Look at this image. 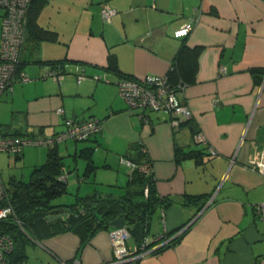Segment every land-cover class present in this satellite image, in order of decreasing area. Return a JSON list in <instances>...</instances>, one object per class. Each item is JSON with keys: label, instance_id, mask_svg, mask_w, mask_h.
Segmentation results:
<instances>
[{"label": "crops", "instance_id": "1", "mask_svg": "<svg viewBox=\"0 0 264 264\" xmlns=\"http://www.w3.org/2000/svg\"><path fill=\"white\" fill-rule=\"evenodd\" d=\"M102 5L115 9L109 21L100 16ZM189 21L190 32L175 37L174 30ZM36 22L55 38L29 33L20 68L32 80L14 83L1 95L11 107L5 123L16 132L49 134L61 131L66 118L100 121V130L82 143L68 139L57 145L62 156L84 159L83 174V154L90 150L96 168L87 175L101 169L109 176L94 183L105 191L94 187L77 196L121 197L142 174L144 195L150 191L159 199L145 222L150 252L120 264H260L264 216L255 206L264 202V174L248 162L264 144V0H46ZM183 44L201 48L195 80L177 90L191 116L174 125L158 110L140 121L115 81L121 75L141 80L166 74ZM112 57L116 72L107 69ZM53 62H61V81L44 75V64ZM103 71L109 81L76 82L81 72ZM196 132L203 142L196 141ZM30 152L24 148L21 155L26 159ZM130 162H149L150 174ZM73 170L77 175L78 166ZM75 201L76 196L63 203ZM111 229L97 230L82 245L73 231L40 237L25 262L111 263ZM162 235L174 241L155 251L162 244L154 240ZM141 239L131 235L127 249L138 250Z\"/></svg>", "mask_w": 264, "mask_h": 264}, {"label": "built area", "instance_id": "2", "mask_svg": "<svg viewBox=\"0 0 264 264\" xmlns=\"http://www.w3.org/2000/svg\"><path fill=\"white\" fill-rule=\"evenodd\" d=\"M32 0H0L1 14L0 26V97L5 92H11L14 83L28 82L32 78L20 68V58L25 41L27 25V11ZM115 13V9L108 5H102L100 16L103 20L109 21ZM193 27V21H189L174 30L175 37L186 36ZM45 77H51L55 81H61L63 77L61 63L44 64ZM87 78L94 81H109L107 72L93 73L87 75L81 72L76 75V82L80 83ZM115 84L118 95L125 101L127 107L136 112L138 119L148 122L150 111L163 110L170 115V122L174 125L191 116V110L187 105L180 102L177 91L167 83L166 75L146 76L144 79L119 77ZM57 113L62 114L63 109L57 108ZM64 128L56 133H43L34 131H23L20 134L7 133L0 125V152H5L9 157L19 156L25 146L53 147L68 139L85 140L98 132L101 123L96 118L77 120L75 118L64 119ZM194 138L203 142L201 133L196 132ZM210 151H212L210 149ZM131 167L143 173L150 174L151 165L149 162L132 163ZM248 166L264 174V144H262L258 156L248 162ZM65 179V175L61 176ZM256 211L264 216V202L255 206ZM12 220L16 225L21 226V221L16 218L13 206L9 199L8 187L0 174V224ZM130 234L126 226L112 228L109 231V238L112 247L113 264L136 259L150 252L149 239L144 237L136 251H129L126 242ZM164 238V239H163ZM162 245L167 243V237L159 236L155 240ZM14 243L12 237L0 228V264H25L24 261L12 260L10 254ZM264 264V257L259 260ZM61 264H79L76 258L70 261H62Z\"/></svg>", "mask_w": 264, "mask_h": 264}, {"label": "trees", "instance_id": "3", "mask_svg": "<svg viewBox=\"0 0 264 264\" xmlns=\"http://www.w3.org/2000/svg\"><path fill=\"white\" fill-rule=\"evenodd\" d=\"M45 1H31L27 11L25 41L30 32L39 39L52 40L55 38V32L40 27L36 22L37 13ZM200 51V47L190 48L184 44L178 48L169 69L164 74L167 77V83L175 91L195 80ZM107 69L117 71L113 57L109 59ZM121 76L132 78L127 75ZM20 133L17 131L15 134ZM46 148L45 161L33 166L28 180L11 178L7 186L15 216L21 221V226L16 225L12 220L0 224V228L13 239L14 247L10 254L12 260L25 262L22 253L23 244L17 243L21 232L19 228L24 231L26 227L27 231L25 230L24 233L33 241H35L34 235H37V228H41L38 230V238L41 234L50 236L63 231H73L80 237V245H82L94 232L111 227V221L125 213L130 236L139 234L141 238H144L146 219L151 207L159 200L157 197H152L150 191L147 196L144 195V175L138 174L135 179L132 178L127 186L126 194L121 197H103L100 193H90L76 196V201L71 204L56 202L54 200L67 191L66 180L61 178L65 174L63 156L58 152L57 145ZM83 155L86 159L84 174H88L96 166L93 164L90 150L85 149ZM55 208H61L65 213L64 216L49 219L48 212ZM172 241L174 239L161 245L155 251L164 248Z\"/></svg>", "mask_w": 264, "mask_h": 264}, {"label": "rangeland", "instance_id": "4", "mask_svg": "<svg viewBox=\"0 0 264 264\" xmlns=\"http://www.w3.org/2000/svg\"><path fill=\"white\" fill-rule=\"evenodd\" d=\"M3 13V10L0 9V16ZM0 26H1V17H0ZM24 47V45H23ZM23 52V49H22ZM22 56V54H21ZM31 81V80H30ZM4 104H6V102H2L0 101V124L2 125L3 131L7 132V133H16V129L11 128L10 129V125H8L9 123H5V120H9L11 118V110L8 106H4ZM7 105V104H6ZM73 143V142H72ZM78 143H82V141L78 142ZM30 150L31 152L29 153V156H27L26 159H24L23 155H21V153L23 152V150ZM22 149V152L20 153L19 156H12L9 157L7 153L5 152H0V174L5 182V184L8 186L10 183V179L14 178L17 180H28L31 170L33 168V166L35 165H39L41 164V162L45 161V157H46V152H47V148L46 147H39V146H25ZM40 152H43V157L42 159H38L40 157H38L40 155ZM39 153V154H38ZM73 157H70L67 155V153L65 152L63 154V163L66 166L65 167V172H67L68 170H72L75 168V166H78V173L76 175V171L74 172H70L69 176H68V180H66V186H67V191L64 195L56 198L54 201L56 202H65L67 201V198H69L71 201L75 198V196L79 195V194H84L86 192V190L88 189H93L94 187L96 188V190L99 191H105V189L103 188V186L101 184H94L95 182H99V180H103V178H109L105 177L104 175H102L103 170H99L97 173V176L94 174H91V176L87 175V174H83V170H84V165H85V161L84 159H82L81 157H77V162L73 160ZM78 160H79V165H78ZM84 162L83 165H81L82 161ZM80 176H84L85 181L84 182H80L79 177ZM101 187V188H99ZM64 216V215H63ZM25 227V226H24ZM20 229V237L17 241L18 244H23L22 247V253H23V258L26 257H31L33 256V247H34V242L39 243L40 239L38 238V230H40L41 228H37V235H34V240L33 241L30 237H28L24 232L25 230L27 231V228L25 227V230L23 231L22 228ZM47 236V235H46ZM45 235L41 234V238L42 240L46 237ZM53 236V235H52ZM44 237V238H43ZM41 240V241H42ZM43 243V241H42ZM21 251V250H20Z\"/></svg>", "mask_w": 264, "mask_h": 264}, {"label": "water", "instance_id": "5", "mask_svg": "<svg viewBox=\"0 0 264 264\" xmlns=\"http://www.w3.org/2000/svg\"><path fill=\"white\" fill-rule=\"evenodd\" d=\"M65 213L63 212V210L61 208H55V209H52L48 212V218H55V217H61L63 216ZM126 220H127V216L126 214H122L118 217H115L111 223H110V226L111 228H119V227H122L125 225L126 223ZM113 264H120V262L118 263H113Z\"/></svg>", "mask_w": 264, "mask_h": 264}]
</instances>
